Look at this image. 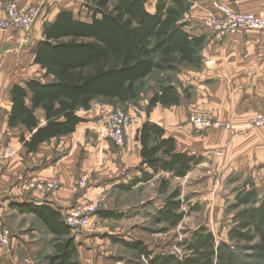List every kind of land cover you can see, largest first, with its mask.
I'll return each mask as SVG.
<instances>
[{
	"label": "crops",
	"instance_id": "0c3cea01",
	"mask_svg": "<svg viewBox=\"0 0 264 264\" xmlns=\"http://www.w3.org/2000/svg\"><path fill=\"white\" fill-rule=\"evenodd\" d=\"M149 1L152 7L148 11L152 13L153 2ZM185 1L189 10L182 20L184 30L193 37L203 38L198 50L200 64L197 67L179 65L163 74L167 76L161 75L171 78L168 83L176 88L178 105H156L146 113L154 80L148 81L139 99L126 104L131 123L122 147L99 135L113 107L97 101L91 103L90 110L77 113L83 122L75 132L42 143L33 153H28L20 142L21 134L29 137L28 131L24 127L8 126L11 88L24 86L32 79H51L44 78V70L34 63V49L43 39V26L52 23L61 11L72 12L75 19L88 21L81 0H57L41 12L27 34L0 31V148L9 147L15 154L12 158H0V232L4 228L9 232L8 247L0 248V264H47L46 258L55 253L53 234L35 215L20 212L18 206H45L64 216L75 203L87 204L99 198H103L105 206L90 217L88 227L91 228L87 232L72 233L77 260L79 264H121L115 255L122 247L120 240L136 241L131 237L142 212L151 205L152 217L164 206V195L158 193V186L162 179H172L169 173L140 168L136 135L142 124L159 125L165 137L174 139L177 152L205 158L206 151L239 144L238 137L231 143L230 132L201 135L187 124L189 113L206 111L225 124L243 126L254 115L264 112V31L248 30L219 38L204 26V21L216 13L214 4L264 18V0ZM36 2L21 0V5L31 6ZM77 6L86 11V19L74 15ZM4 8V0H0V19L5 15ZM37 115L42 122V112ZM204 158L194 168L202 166ZM142 171L152 175V179L137 182ZM83 174L88 175V184L75 194L74 183ZM53 180H59L60 187L45 196L28 188L30 183ZM101 212H113L117 217L104 219Z\"/></svg>",
	"mask_w": 264,
	"mask_h": 264
},
{
	"label": "trees",
	"instance_id": "16d2710c",
	"mask_svg": "<svg viewBox=\"0 0 264 264\" xmlns=\"http://www.w3.org/2000/svg\"><path fill=\"white\" fill-rule=\"evenodd\" d=\"M81 1L88 21L61 11L52 23L43 26V39L34 49V63L44 70V78L51 79H32L10 90L8 126L28 131V138L20 136L28 153L35 152L42 143L75 132L83 122L77 113L90 110L93 101L127 111L126 104L140 98L150 79L155 85L147 114L156 105H178L176 88L161 75L179 65L200 64L198 50L203 38L184 30L182 20L189 10L185 0H152V13L146 6L149 0ZM136 140L140 145V168L154 173L162 171L171 178H184L203 160L177 152L174 139L165 137L164 130L154 123L144 122ZM151 179L152 175L142 171L137 182ZM168 184V180L160 181L158 193L165 196L164 206L155 211L151 221L174 228L187 213L182 211L184 202L178 190L166 195ZM234 201L235 214L225 240H218L201 226L177 244L180 253L154 254L141 241L119 243L146 264H264V195L252 187L239 191ZM18 209L35 215L53 234L55 253L46 258L47 264H79L74 232L60 213L34 204ZM100 216L117 217L113 212H101Z\"/></svg>",
	"mask_w": 264,
	"mask_h": 264
},
{
	"label": "rangeland",
	"instance_id": "374dc122",
	"mask_svg": "<svg viewBox=\"0 0 264 264\" xmlns=\"http://www.w3.org/2000/svg\"><path fill=\"white\" fill-rule=\"evenodd\" d=\"M146 6L150 10L152 3L148 1ZM74 15L86 19V11L81 9V6L76 7ZM118 109L121 108L114 107L112 112ZM195 113H203L219 121L206 111H193L188 117ZM245 125H230L231 129L205 130L191 127L201 135L209 132H230L231 143L238 137L239 144L206 151L203 153L206 157H203L205 161L202 166L193 168L184 178L169 179L168 194L174 190L179 191V199L184 202L182 211H185L187 216L177 227L170 228L164 225L162 227L154 225L151 221L150 210L152 212L153 206H146L138 220L137 230L132 233V240L141 241L152 252L180 253L177 244L191 231L201 226L206 227L218 240L226 239L227 230L235 214L232 206L236 194L253 187L260 196L264 195V128L246 130ZM162 198L164 199V196ZM90 228L91 226L82 232H87ZM115 255L121 264L122 261H125L124 264H146V261L136 253L122 247L118 248Z\"/></svg>",
	"mask_w": 264,
	"mask_h": 264
},
{
	"label": "built area",
	"instance_id": "2783aa9c",
	"mask_svg": "<svg viewBox=\"0 0 264 264\" xmlns=\"http://www.w3.org/2000/svg\"><path fill=\"white\" fill-rule=\"evenodd\" d=\"M57 0H37L34 5L22 6L21 0H4V17L0 19V31L15 30L27 34L39 18L42 11L53 6ZM216 13L204 21V26L213 35L219 38L236 35L240 32L254 30L264 31V18L257 17L249 13L235 11L225 5L214 4ZM131 123L128 111L118 109L112 113L109 121L99 131V135L111 141L115 146L122 147L125 143L127 127ZM187 124L195 129H231L230 125L213 120L203 113L191 114ZM264 128V112L254 115L244 129ZM15 154L9 147L0 148V158L8 159ZM89 177L83 174L77 178L73 186V192L78 194L88 184ZM60 187L59 180L49 182L30 183L29 189L34 190L39 195H48ZM103 198L95 202L82 204L75 203L63 216L65 225L74 233H81L89 225V219L96 214L99 209L104 208ZM9 244V232L2 229L0 232V248L6 249Z\"/></svg>",
	"mask_w": 264,
	"mask_h": 264
}]
</instances>
